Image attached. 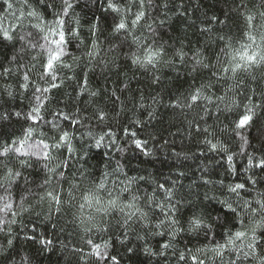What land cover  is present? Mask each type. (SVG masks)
I'll return each mask as SVG.
<instances>
[{"label":"trees","instance_id":"trees-1","mask_svg":"<svg viewBox=\"0 0 264 264\" xmlns=\"http://www.w3.org/2000/svg\"><path fill=\"white\" fill-rule=\"evenodd\" d=\"M12 3L13 8L7 9L4 0H0V17L4 18L5 26H15L20 11L31 10L21 9L20 0H12ZM30 3L37 11L41 10L34 0H30ZM243 5L241 6V0H153L145 26L138 27L137 35L141 32L147 35L146 25L152 24L159 38L169 47L170 53L172 49L182 48L187 55L183 63L176 59L174 64L145 70L131 64L127 47L109 50L112 35L109 25L116 14L104 12L97 0H79L72 14L65 18L66 29L73 25L80 29L78 36L69 37L65 49L67 55L63 62L72 67L59 70V79L63 80V84L47 94L50 99L41 112L46 121H53L70 133V149L60 147L52 151L55 158L50 162V167L55 168L52 173L42 167L43 161L37 162L35 158H27L31 167L20 165L15 156L8 162L10 168L21 171L24 177L12 185V198L19 203L20 196L25 195L27 200L23 205L26 211H19L14 207L13 211H17L18 215L12 217L9 214L7 217L16 220V223L10 225L11 233L8 234V239L13 241L11 246H7L5 233L0 232V245L8 248L7 256L10 257L6 260L0 256V264H114L108 260L98 261L92 246L86 243L89 239L101 245L108 241L109 254L116 255L119 264H196L190 258L192 255L204 260L205 264H220V259L215 257L211 249L216 242H224L222 232L239 228L238 221L236 227H233L230 220L223 225L221 222L212 223L215 217L223 218L229 211L221 201H228L236 207L234 201L238 198L228 192L227 186L245 183L248 194L241 190V196L253 201V206L254 197L258 193H264V171L248 164L249 154L264 157V147L257 136V130L264 126V107L256 109L252 125L244 133L250 145L241 154L238 145L242 141L230 130L223 131L226 126L231 128V118L224 110V104L229 103L236 93H239L236 99L242 100L248 89L254 90L258 96L264 90V67L257 66L251 73L240 71L234 77L228 73L218 83L208 69L198 68L196 73L191 69L194 59H203L204 63L213 64L216 68L221 64L227 66L235 50L248 43L242 34L246 29L241 14L249 10L252 13L264 11V7L260 6V0H243ZM95 17H99V23L93 35L89 28L95 22ZM213 17L217 20H212ZM45 19L50 21L53 17L46 16ZM77 20L79 24H75ZM23 23V31L33 32V36L39 40L38 30L33 27L38 21L31 18L29 22V18H24ZM93 41H98L99 56L89 64V58L84 54L91 50ZM43 42L40 40V43ZM112 43L119 45L120 40L116 39ZM197 52L201 55L196 56ZM38 53L41 62L46 59L42 50L37 48L30 54H25L19 62L36 63L32 57ZM7 55H11V49L0 45V61H3L4 66L10 67ZM74 57L78 59L74 60ZM101 58L114 63L108 62L104 68L98 63ZM169 58L171 57H166ZM38 70L39 63L35 69L30 70L31 80L41 88L48 87L46 81L40 80ZM153 74L160 77V86L152 84ZM85 78L87 84L84 87L87 91H83L81 87ZM209 79L213 87L206 95H210L214 103L201 101V106L192 108L176 105V100L186 105L184 97L188 92ZM241 80L243 84L237 88L236 85ZM22 83L21 73L0 77V143L10 137H21L23 130L33 127L29 143L45 139L51 144L54 142L53 137L60 135V132L49 123H34L27 118L26 114L31 112L36 101L31 82L28 89L22 88ZM125 83L128 84L127 89L123 87ZM230 88L232 91H229ZM114 89L119 97V102L115 105L108 99ZM91 92H97L98 95L91 97ZM220 95H225L224 103L215 99ZM153 97H156L155 101ZM216 104L220 105L221 111H217ZM205 105L208 107L207 112L202 110ZM98 108L107 113L103 122L93 117ZM60 111L75 115L81 123L69 127L70 121H64L63 117L54 120L49 115V112ZM149 111L153 113L152 117L148 116ZM17 112L21 113L19 117L14 114ZM6 114L7 118H4ZM137 121L140 123L137 124ZM196 123L199 124V131L194 127ZM205 128L226 144L228 154H235L232 167L223 154L209 149L205 140L213 137L203 131ZM109 131L111 135L105 136L97 147L96 141ZM133 132L136 133L135 137L131 135ZM133 139L147 140L145 147L150 154L146 155L144 149L137 148ZM216 139H213V143ZM117 162L123 172L113 174ZM58 164L62 166L58 167ZM105 173L109 174L106 181L108 188L113 187L112 181L116 175L125 184L128 177H135L131 194L138 196H144L145 192L151 193L157 183L167 182L166 187H172L178 193L177 200L184 197L183 203L177 205L176 213L181 226L187 229L185 220L191 213H205L210 217L207 222L212 223V232L205 238L203 229L199 232L186 231L172 241L173 248L162 250L159 245L167 242L169 237L149 235L142 230L143 226L135 227V231L129 230L126 238L121 235L120 230L102 232L99 227H92L88 217L96 216L98 223L99 214L86 204L83 209L80 208L85 203L82 196L93 186V182L99 183L104 179ZM140 177L145 179L140 180ZM249 177L256 183L252 184ZM46 178L51 183L41 188L40 185ZM17 185L28 191L20 192ZM45 191H55L63 203L55 205L47 197L41 199ZM3 195L5 193L0 189V196ZM157 197L161 201L165 199L162 192H157ZM130 198L129 193L123 194V200ZM140 206L145 207L143 200L140 201ZM57 207L61 210L56 211ZM156 212L158 214L159 209ZM121 217L122 214L117 209L109 219L115 224ZM159 219L163 217H154V222L149 225L153 232L165 231L164 227L155 229L154 223H158ZM250 223L245 219L246 225ZM85 228H91V231L86 232ZM259 231L261 230L258 233ZM138 236L144 239H139ZM33 237L35 239H31ZM47 240L52 243H42ZM236 243L239 244L240 241ZM128 248L133 251H127ZM145 248H150L156 254L146 252ZM197 249H203V252H197ZM180 252L185 255L182 261L178 258ZM259 256L258 248L257 257H249L242 264H260ZM225 259H228V251L225 252Z\"/></svg>","mask_w":264,"mask_h":264},{"label":"snow or ice","instance_id":"snow-or-ice-1","mask_svg":"<svg viewBox=\"0 0 264 264\" xmlns=\"http://www.w3.org/2000/svg\"><path fill=\"white\" fill-rule=\"evenodd\" d=\"M106 13H115L113 17L112 24L109 25L111 28L112 35L110 36V48L119 47L121 49L127 47L129 49L128 59L131 64L136 65L141 69H157L159 66L164 64H174L175 60L178 59L183 63L185 56L187 55L182 48L172 49L169 52V47L159 38V35L152 24H147V35L141 34L137 35L138 27H144L145 21L148 17L149 8L153 6V0H97ZM34 3L41 9L37 11L30 0H20L21 9H31L30 11H20L19 16H17L18 23L15 26H5L4 18L0 17V45L6 46L11 49V55L6 56L7 63L11 65L10 67L4 66L3 61H0V77H9L14 73H21L23 77V83L20 85L24 89H28L30 86L34 88V99L36 101L35 106L32 108L30 113H27V118L32 120L34 123H49L54 129H58L60 135L53 137V143L49 144L45 139H40L38 142L29 143L32 139L34 129L33 127H28L23 130L22 136L15 139L9 138L8 140L0 143V189L3 190L5 195L0 196V232L5 233V239L7 246H11L13 241L8 239V234L11 233V224L16 223L15 219H8L10 214L12 217L18 215L17 211H13L16 207L19 211H26L23 205L27 200V196L21 195L19 203L14 202L12 198L11 187L16 184L18 180L24 179L21 171L13 170L9 167L8 162L11 158L15 156L16 160L22 166L31 167V163L27 158H35L37 162L43 161L42 167L46 169L49 173L55 172V168L50 167V162L55 158L52 155L54 149H59L60 147H67L70 149L69 140L71 135L68 131L63 130L59 124L53 121H46L41 115L42 109L45 103L50 99L47 95L52 89H58L63 84V80L59 79V70L61 68H71L72 65L64 64V57L67 55L65 49L69 43V37H75L79 35V27L75 25L68 27L66 29L65 18L72 14V11L79 3V0H34ZM4 4L7 9L13 8L12 0H4ZM87 6V5H86ZM241 6L243 5V0H241ZM260 6L264 7V0H260ZM13 15H16L13 13ZM245 21V31L243 35L247 38L248 43L241 45L240 49L235 50L234 54L231 56L230 61L227 62V66L221 64L219 68L210 63H204L203 59H194L192 72L196 73L197 69H208L211 72V76L216 78L218 83L220 78L228 73H231L234 77L238 72H248L257 66L264 67V11H257L252 13L250 10L246 13H242ZM46 16H52L53 19L48 21L45 19ZM24 18H35L38 23L33 25L35 29L38 30L37 36L39 40L33 36L31 31H23ZM231 19V18H230ZM93 22L89 28V31L94 35L98 29L99 17L94 18ZM212 20H217L213 17ZM220 23H225V21H219ZM75 24H79L77 20ZM116 39L120 40L119 45L112 43ZM223 39V37H221ZM43 40V43H40ZM41 49L46 59L42 62L38 59L40 53L37 56H33L32 60L36 63L22 64L25 54H30L32 50ZM135 49L134 51L132 49ZM89 64L93 60H96L99 56L98 41H93L91 50L85 52ZM199 52L196 56H200ZM166 57H171L166 59ZM78 59V58H73ZM114 63V61H108ZM105 59L101 58L98 63L103 65L104 68L107 67ZM39 63L38 75L40 80L46 81L48 87H39L36 82L31 80L30 70L35 69ZM216 68L215 71H212ZM59 80V82H57ZM160 77L155 74L152 75V84L160 86ZM87 84V79L85 78L82 82V90L87 91L84 85ZM243 84V81H239L236 85L239 88ZM125 89L128 88V84H124ZM213 87L211 79L201 83L198 87L192 88L188 94L184 97L187 104H181L179 100L175 103L178 107L186 106L192 108L194 106H201V101H207L209 104L214 103L210 95H206V92ZM229 91H232L230 88ZM11 95V93H9ZM97 92H91V97H96ZM236 93L230 98V102L224 104V110L228 112L230 119L231 128L228 129L227 126L223 131H231L236 137L239 138L242 143L238 145L240 153L243 154L247 147L250 145V141L244 134L248 131L253 122V117L256 115V109L264 107V90L260 92L257 96L255 91L248 89L243 94L242 100H237ZM255 97V99H254ZM114 98V99H113ZM108 99L115 105L119 102V97L116 96V90L114 89L108 96ZM215 99L224 103L225 95L216 96ZM156 100V97H153ZM91 102V101H89ZM217 111H221L220 105H215ZM203 111L207 112L208 107L205 105L202 108ZM79 111V109H77ZM16 116H20L21 113H14ZM149 117L153 116V113L149 111ZM49 115L54 117V120L63 117L64 121H70L69 127L72 124L79 125L81 123L80 119H76L75 115H70L63 111L60 112H49ZM107 113L103 109H97L93 114V117L101 122L106 118ZM4 118H7V114ZM137 124L140 122L137 121ZM197 131L200 130L199 124L194 125ZM208 135L216 139L215 133H209L208 129L203 130ZM91 135V133H89ZM111 133L106 132L104 136H101L96 141V146L99 147L101 142L104 140L105 136H110ZM133 137L136 133H131ZM257 136L261 139L262 147H264V126L257 130ZM213 139H206L205 143L209 146L211 151H217L224 155L226 160L229 162L230 167H232L231 162L233 161V156L235 154H228V148L226 144L219 139L213 143ZM137 148L144 149V153L150 154L145 147L147 145V140L133 139L132 141ZM25 158V159H22ZM7 161V162H6ZM248 164L255 168L264 171V157L248 155ZM58 167L62 166L60 164ZM234 171V168H233ZM123 169L117 162L116 168L113 169V174L122 173ZM62 175V173H61ZM108 173L104 174V179L99 183L93 182V186L87 190V193L82 196L84 204L80 205L83 209L85 204L94 208L95 213L99 214V221H97L96 216H89L88 222L92 224V227H99L102 232H108L109 230H120L122 236L127 235L129 230L135 231V227L143 226L142 230L146 231L149 235H158L169 237V240L159 247L162 250L170 249L174 247L172 241H175L176 237L184 232H199L203 229L205 238L209 237L212 232V223L221 222L224 223L232 222L233 227H236L238 221L239 228L235 231L229 230L227 233H221L224 237V242H216L211 249L215 253V257L220 259V264H242L244 260L249 259V257H257V249H260V264H264V193H258L257 197H254L255 206H253V201L244 199L241 196V190H244L245 194H248L245 183H236L228 187V192L234 194L238 199L234 201L236 207H233V203L228 201H221L229 211L225 214V217L217 216L212 223H208L205 213H191V216L185 220L188 225L187 229L181 226L180 220L176 217L178 211L177 205L183 203L184 197L179 200L176 199L178 193L173 191L172 187H166V183H157L156 188L153 189L151 193H144V196L133 195L131 186L135 183V177H128L127 183L119 181V175L115 176L112 181L113 187L108 188L106 183L108 179ZM126 175V174H125ZM182 175V173H181ZM140 180L145 179L140 177ZM252 184L256 181L251 177L248 178ZM27 183V181H25ZM51 181L45 179L43 184L40 185L44 188L46 185H50ZM20 192H26L27 189H20ZM157 192H162L164 194V201H161L157 197ZM129 193L130 200H123V194ZM47 197L55 205H61L63 202L58 193L55 191H45L44 196L41 199ZM144 201L145 207L140 206V201ZM69 203H71L69 201ZM145 208L147 210H145ZM119 210L122 214L120 220H117L115 224L109 219L114 210ZM159 209L157 214L156 210ZM59 207L56 211H60ZM162 216L163 219H159L158 223H154L155 229L165 228V231H155L149 227L150 224L154 222V217ZM258 218V219H257ZM245 219L249 220L250 225L245 224ZM258 230L259 231L258 233ZM85 231H91V228H85ZM214 235V234H213ZM139 239H144L142 236H138ZM31 239H35L34 237ZM240 241L239 244L236 242ZM42 243L50 245L51 240L42 241ZM87 244L92 246L93 254L98 261L108 260L114 262V264H119V259L116 255L109 254V242L104 241L103 245L94 243L91 239L86 241ZM248 249V251H242L243 249ZM153 255L150 248L144 249ZM8 248L4 245H0V256L5 257L9 260L10 257L7 256ZM127 251H133L132 248H128ZM191 251L190 249L188 250ZM228 251V259H225V252ZM197 252H203V249H197ZM162 254V253H161ZM179 260H184V252L179 253ZM191 260L195 261L196 264H205L204 260L200 259L196 255H192ZM25 261L27 258H24Z\"/></svg>","mask_w":264,"mask_h":264}]
</instances>
